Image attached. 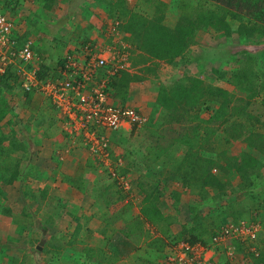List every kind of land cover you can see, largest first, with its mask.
Masks as SVG:
<instances>
[{"label":"trees","instance_id":"obj_1","mask_svg":"<svg viewBox=\"0 0 264 264\" xmlns=\"http://www.w3.org/2000/svg\"><path fill=\"white\" fill-rule=\"evenodd\" d=\"M137 1V9L134 10V7L131 8L126 0H100V3L103 5L101 6L109 17L114 15L118 19V22L106 26L105 29L108 27L107 31H101L100 35L106 40L105 43L107 44L120 46V40H122L129 43L132 48L141 50L152 58L161 60L167 64H172L176 58H182L184 56L185 51L192 45L197 32L200 30L220 25L224 32L228 34L231 27L229 19L238 21L237 32L244 39H251L256 35L264 34V0H200L197 6H191V9L194 8V11L189 9L190 5L181 2L180 17L173 28H169L163 23L164 12L167 6L166 2L161 0ZM16 2L17 0H12V2L0 0V8L5 11L8 9L11 14H14L15 9L12 10L11 7L12 3ZM53 2L54 0H45L44 9H50ZM148 5L149 7L153 6V15L149 14ZM144 8L146 11H143ZM158 12L160 13L159 15L157 14ZM119 34L123 35L122 38L118 37ZM11 37L17 42V46L22 45L27 39L31 38L33 40L32 48L36 55V40L34 41L32 36H29L27 32L23 34L16 28L12 31ZM71 41L72 45L64 50V53L62 52L57 59V64L54 67L55 71L49 73L47 72L49 70L48 66L45 64L40 65L37 70V77L39 79L59 77L58 68L65 67L66 55L74 54L81 49L79 47L81 43L79 39L77 40L71 37ZM257 67L256 57L248 54L247 58L239 60L233 75L228 78L229 83L246 91L249 99L255 96L262 97V104L253 102V107H251L252 103L249 101L243 104L240 98L235 99L233 105L232 94L229 91L218 85L206 84L202 79L197 77H182L170 86L163 85V83L158 85L156 101L151 110L153 118L148 117L147 123L143 126H147V134L150 137H157V141L163 139L166 132L170 133L172 140L167 145H157V141L155 140L153 141V145L148 144L145 156L141 159V162L143 161L144 164L145 159L146 165L155 162L160 168H168L169 174L165 177L173 178L179 176L182 180V186L186 187L192 195L201 194L208 196V185L223 189L224 184H220L217 181L219 176L211 174L212 168L217 167L223 169L225 173L235 171L240 178L239 189L251 194L249 206H260L262 210L260 214H262L264 210V190L262 189V192L259 194L253 191V187L256 185L255 169L258 164V161L253 155H264V68ZM17 71V66L10 64L6 71L0 74V92L3 89H8L10 92L11 88L15 86L21 91L18 93L19 97L24 100H31L34 94H36V91L24 90L21 86ZM222 77L223 74L219 73V76L216 78L221 79ZM118 78L114 80L113 88ZM208 102L210 104H206ZM48 104L52 109L48 106L51 112V118L57 121L56 111L49 100ZM213 105L217 108L209 118L204 119L200 117L202 111L212 110ZM233 109L234 113L240 110L244 111L246 118L250 119V121H247L251 125L248 132L245 130L247 122L245 123V120H238L237 116L239 115L237 114L235 117L232 112ZM190 110L194 112L191 116H188L187 120H195V123L184 128L182 132L176 133V130L170 126L171 123L186 121L185 118L187 116H185V113H188ZM40 116L42 117L43 115L40 114ZM215 123L218 126H214L213 124ZM256 127H259L261 130ZM136 129V126H134L130 131L134 132ZM218 129H221L227 141L242 139L246 142L241 156H229L226 160V166H221L216 160L217 154L215 156L207 155L208 157L203 158L202 156L205 152H201L198 149L193 151L191 149L196 144H200V142H206L208 137L216 133ZM162 130H165V132L162 133ZM200 130L204 131L203 136ZM171 133H176V135ZM63 137L67 140L65 136ZM122 141L120 140L119 145ZM110 144L111 149L108 156L111 159L116 161L120 158L125 163V159L127 158L129 159L128 162L131 161V163L137 166L138 162L130 156L131 153L136 151L131 150L130 154L118 152V143L112 137L110 138L108 149L110 148ZM177 151L182 154L174 153ZM256 161V165L252 164ZM126 166L119 167L121 174H126L129 171L130 167ZM162 174L163 172L160 173V175ZM157 184H153L150 191L147 190L150 188L139 184L141 191L145 194L144 202H149L147 205L144 204L141 207L140 213L144 215L149 223H165L169 225L172 224L173 219L170 214H164V207L158 198ZM115 186L117 188V185ZM223 193L219 194L218 197H223ZM173 196L174 202H178L179 194L176 193ZM3 213H9V211L4 210ZM189 213L191 214L192 225H183L179 233L175 235L167 234L168 236L166 238L169 237L168 240L159 236L151 238V234L148 231L144 232L138 225L134 228H129L128 231L123 228L121 230L122 235L118 233V236L121 235L123 237L120 236V238H117L115 236L110 244V251L113 254L111 257L119 259L120 256L127 255L130 252L128 248L131 244L129 242H133L131 249L137 250V237L143 235L145 237L144 240H147V247L149 246L155 249L158 253H161L166 245L177 244L186 238V241L192 245L201 243L207 246V238L215 234L216 230L225 221V218L227 216H238L240 211L233 210L230 204L224 210L219 211L218 208H214L206 214H201L197 206H190ZM20 226L24 227V224H20ZM129 238L134 240L131 241ZM7 247V243L1 244L0 242V264L1 259L6 255L5 250ZM44 249L45 246H42L40 251L44 252ZM101 253L102 262L111 260L110 257L104 254V251H101ZM145 253L148 256V262H151L153 253L148 251ZM258 259L264 263V253H261ZM13 260L14 262L18 260V264H24L25 262L24 258L19 260V258L13 257Z\"/></svg>","mask_w":264,"mask_h":264},{"label":"crops","instance_id":"obj_2","mask_svg":"<svg viewBox=\"0 0 264 264\" xmlns=\"http://www.w3.org/2000/svg\"><path fill=\"white\" fill-rule=\"evenodd\" d=\"M101 5L100 0L71 1V7H78L77 11L87 15V21L93 23L96 28L109 21L108 14ZM62 22L63 18L56 20V24ZM63 38L67 43L69 39ZM71 45L67 43V48ZM166 67L163 61L130 46L126 69L114 86L112 99L123 106L136 107L147 118L150 117L157 97V87L163 83L162 74ZM13 98L8 89L0 92V242L7 243L8 246L1 264H18L19 261L14 262L13 257L19 258V255L25 259L24 264H106V261L102 262L101 251L108 257L112 256L110 244L115 236L120 238L121 235L118 236V233H121L122 223L125 228V225L133 220L132 215L139 216L140 212L136 208L132 211L123 210L121 202L124 196L109 180L102 165L78 147H72L69 151L68 142L62 136L58 122L51 119L54 122L47 124L48 114L40 124L39 119L35 120V123L28 122L26 131H23L17 122L15 124V116L12 111L7 110L8 105L16 103ZM42 106L46 107L45 104ZM44 111L46 113V108ZM37 117L38 113L35 111H28L26 114V118L29 119ZM16 121L23 122L21 118H17ZM137 136L136 131L131 132L128 128L111 134L112 139L118 143V152L121 149L120 140H123L121 143L125 146H130V150L137 152L135 145ZM245 146L244 144L243 150ZM140 163L143 165V161ZM154 164L157 165L155 162ZM220 165L226 166V161ZM134 167L131 163L127 177L132 176ZM216 168L213 169L216 171ZM229 172L231 171L225 173L220 169L217 181L224 184L223 177L229 175ZM239 183L240 180L239 182L237 180V185L231 189L235 190L232 195L235 198L241 191ZM225 187L226 183L223 189L209 185L207 192L211 196L217 193L213 191L214 189L225 190ZM9 188L12 189V193ZM259 191L262 192L260 188ZM223 196H226V192ZM243 209H246L245 212L238 213V218H225L221 226L230 221L246 218L247 220L243 221L253 223L256 229L255 238L227 239L215 246L211 243V237H208L207 243L210 246L207 247L206 256L210 257L214 264H230L226 254L228 246L234 248L235 257L232 264H249L247 260L237 259L242 243L253 251L248 252L254 258L252 264H264L258 259L261 253H264V210L260 214L262 211L260 206L254 205H248ZM4 210L9 213H3ZM243 214L245 215L242 217ZM20 224H24V227ZM144 224H146L144 230L149 232L150 223L147 219ZM161 224L157 223L152 227L158 226L159 229ZM149 233L151 238L158 237L153 235L152 231ZM43 234H46L44 238ZM37 235L40 236L39 239ZM42 239L45 251L39 255L44 256L43 262L38 261L34 253L37 251L38 240ZM129 240L133 241L132 238ZM129 244L131 245L128 254L133 251L131 249L133 242ZM143 249L153 253L151 262L146 264H163L166 259L165 253H171L165 246L161 252L164 258L162 262L159 258L160 253L155 249L147 245L145 248L143 246ZM254 250L258 254H255ZM143 255L146 256L147 253L144 252ZM124 262L137 264L126 255L120 256L112 264H125Z\"/></svg>","mask_w":264,"mask_h":264},{"label":"rangeland","instance_id":"obj_3","mask_svg":"<svg viewBox=\"0 0 264 264\" xmlns=\"http://www.w3.org/2000/svg\"><path fill=\"white\" fill-rule=\"evenodd\" d=\"M8 1L12 2V0H8ZM71 1L72 0H55V2H53L51 5V7L53 6L51 10L44 9L43 6L45 0H17V2L14 3V8L13 5L11 7L12 10L16 8L13 15L15 16L16 23L18 24V28L20 32L23 34H26L27 32L29 36H32L34 41L36 40L37 52H36V59H34V65L35 67H37V70L39 69L41 64H45L49 68L47 72L51 73V71H55L54 67L57 64L56 63L57 59L60 57L61 53L67 49V43L72 44L71 37L77 40L80 38L83 39L85 38V40H90L91 36H93V37H97L98 39L101 38L102 39L101 42H103L105 39L102 38V36L100 35L101 31H107L108 27L105 29L106 26L118 22L116 16L111 15V17H109L108 15L109 21L96 28L93 23L87 21L88 20L87 15L80 14V12L77 11L78 7L76 6L71 7ZM126 1L128 2V5L131 8L134 7V10L137 9L136 6V2L138 3L137 0H126ZM161 1L167 3L164 12L163 23L167 27L173 28L178 22V19L180 17V7L182 4L181 2L190 5L189 9L194 11V8L191 9V6H197L200 0H161ZM54 4H55V8H54ZM147 8L149 14L153 15L154 12L153 6L149 7L148 5ZM143 11H146L145 8L143 9ZM157 14L159 15L160 13L158 12ZM61 18H63V22L60 24H56V20ZM229 24L231 27L228 34L224 32V30L220 25H215L211 28H205L203 30L198 31L193 40L192 45L188 47L182 58L179 57L176 58L175 62L172 64H167L163 62L164 65L167 66L166 71H164V74H162L163 85L170 86L175 81L180 80L182 77H189V78L197 77L202 79L206 84L218 85L229 91L230 94H232L231 96L233 100V105L235 99L237 98L238 99L240 98L243 104H245L246 101H249L250 103H252L251 107H253V102L261 105L263 101L261 96H255L254 98L249 99L247 97L248 93L229 83L228 78L233 75L236 67L238 66L239 60L247 58L248 54H252L256 57V61L258 65L257 68L259 67L264 68V34L259 36L256 35L251 39H244L240 37L237 32V27L239 24L238 21L234 19H229ZM122 36H123L122 34L118 35L119 38H122ZM63 37L69 39L67 43L65 42ZM219 73L223 74V77L221 79L216 78L219 76ZM19 92L21 91L15 86L11 88L10 93L12 94V97H14L13 99L15 100L16 103L13 105H8L7 110L10 112L12 111L13 116H15L14 119L15 124L17 122L18 126H20L23 131H26V128L28 127L27 126L28 122L33 123L34 121L35 123V120L39 119L38 123L39 124L42 123V120L46 116V114H48L46 120L48 122L47 124L53 123L55 121V120L53 122L51 121L52 119L50 112L51 106L48 104V100L42 98V95L40 93L35 92L36 94L31 100L23 99V102L21 103L22 98L19 97L18 94ZM43 100H45L46 102H44ZM44 104L46 105V107L42 106ZM206 104H210V103L208 102ZM39 106H41V108H39ZM48 106L50 107V109ZM213 106L214 107L212 110L210 109V110L202 111L200 113V117L204 119L209 118L210 115L217 108L215 105ZM42 108L44 110L46 108V113ZM32 109H34V111L38 113V117L36 119L26 118L27 112L28 111L32 112ZM193 112L194 111L190 110L188 111V113H185V116H187L185 118L187 122L183 120V122L171 123L170 126H172L176 130V133L182 132L184 128H187L195 123V120L194 121L187 120L188 116H191ZM232 112L235 115V117L237 114L239 115L237 116L238 120L241 121L245 120V123L247 121H250V119L246 118V113H244V111L240 110L234 113V109H233ZM40 114H42L44 117L43 116L41 117ZM150 117L153 118L152 113H150ZM17 118L18 119L21 118L23 122L19 123L18 121H16ZM263 118H264V114H263ZM24 119H26L27 121ZM213 125L218 126L217 123ZM146 127L143 126L135 130L138 133V136L136 137V141H135L137 152L130 154L131 151L130 146H125L123 143L119 145L122 149V150L120 149V152L127 154L129 153L131 158H134V160L138 162L137 166L135 167L134 164L132 163L134 167V172L132 176L127 177V173L124 174L129 182V187L126 190L120 188V186L116 183V180L114 182V179L108 176L109 180L114 185H117V189L121 190L124 196V198H122L123 201L121 202L123 203V210L125 209L127 211L129 210L132 211V209L136 208L138 209L139 212H141V207L144 206V204L147 205L149 202H144L143 199L145 197V194L141 191L139 184L146 186V188H150L147 189L148 191H150L153 184L158 183L157 184L158 198L160 199V202L164 207L163 208V211L165 212L164 214L165 215L170 214L172 216L173 222L172 224H169L171 225V227H167L169 225L162 223L159 229L158 226H156L157 228L156 229L155 227H152V225L155 226V224L150 223L148 228L150 231H152L153 235H158L159 237L164 238L165 240L169 239V237L166 238L168 236L167 234L175 235L179 233L183 225H187V226L192 225L191 214L189 213L190 206H197L201 214H206L208 212H211V210H213L214 208H218L219 211L224 210L226 206L230 204L232 206V209L239 210L240 214L245 212L246 209L243 208L248 206L249 202H251L250 201L251 194L249 192H245V190H241L240 193L237 194L238 195L237 198L232 196L234 194L233 193L234 191H231V189L234 187V185H237L236 181L238 180L239 182L240 180L238 174L234 171L229 172V175L223 177L224 182L226 183L225 190L214 189L213 191H217V193L215 192L213 193V195L210 196L209 192H207L208 196H203L201 194L192 195L191 193H189L188 189L182 186V180L179 176H175L173 178H166L165 176L169 174L168 168H160L152 162L150 163V165L147 166L145 164V159H144V164L142 165L140 162L141 159L145 156L148 144L153 145V141L158 140L157 137H153V136L150 137L147 134L148 132ZM250 128L251 125L249 122H247L245 126L246 132H248ZM257 129H259V127ZM164 132L165 130H162V133ZM176 133H171V134L176 135ZM200 133L203 136L204 131L200 130ZM171 140L172 137L170 136V133L166 132L165 137L157 141V145H167L171 142ZM244 144H246V142L243 141L242 139H238L234 141L232 140L226 141V138H224L221 129H218L216 133L208 137V140H206V142L204 143L200 142V144H196V146L192 147L191 149H193V151L198 149L201 150V152L202 151L205 152V154L202 156L203 158L211 155L215 156V154H217L216 160L221 164L224 163L229 156H236V155L240 156L242 154ZM77 147L82 149L83 151H86L80 146ZM71 149L72 147H69V151H71ZM174 153L182 154L178 151ZM253 156L258 161V164H260L258 167L257 161L252 163L254 165L257 164L256 169L254 168L256 170V175H255L256 185L255 187H253V191L259 194L260 193L259 188L260 190L262 189L264 190V184H262V182L264 181L263 178L264 155L255 154ZM128 160L129 159L126 158L125 163L123 162V164L127 165L126 167H131V161L128 162ZM212 169H211V174L220 177L219 175L220 169L216 168V171L215 169L213 170ZM159 172L160 173L163 172V174L160 175ZM131 182L134 184H131ZM9 191L10 193H12L11 188H9ZM223 191L226 192V196L218 197V195L221 194ZM176 193L179 194L178 202H174L173 195ZM139 214H140L139 216L135 214L132 215L133 220L131 222H128L125 225V228H124V224L121 222L123 228L128 231L129 228L131 229V227L134 228L138 225V227L145 232L144 229L146 224L144 223L146 222L145 221L146 219L144 215H142L141 213ZM245 214L241 216L243 217ZM238 217L239 216H235V217L227 216L226 219L227 218L236 219ZM242 219L247 220L246 218H242ZM122 229L120 228V231ZM45 236L46 234H43L42 238H44ZM39 237L40 236L37 235L38 239ZM137 238L138 241H136V243H137V247L138 246L139 247L137 248L136 251L133 250L130 254H127L126 256L127 258H129V260H133L134 263L137 262V264H143V263L146 264L148 263V257L147 255L146 256L143 255L144 252H146V250L143 249V246L145 248V245H147L145 244V242H147V240L146 241L144 240L145 238L144 235L141 237L138 236ZM186 239H182L177 244L168 245V246L166 245V247L168 248V252L169 251L172 252L176 246H178L182 242H185ZM255 250L254 253L258 254V252ZM251 251L252 250H250L242 243L241 250H239L238 253L236 252L238 257L237 259L240 260L241 258L242 260H247L249 264L254 263L253 261L254 258L251 257V255H249L248 253ZM24 252L26 254V250ZM40 252H41L40 250H37L34 253L36 254L37 260L43 262L44 256L42 254L39 255ZM165 256L167 257L169 256V254L165 253ZM19 258H23V257L19 255ZM110 258L111 260L109 259V261H106V264H112L114 260L116 261L117 259L116 257H115L116 259H114L111 256ZM159 258L162 259L163 262L164 258L162 257L161 253ZM160 259L157 260V262L160 261ZM36 263L39 262L36 261ZM124 263L126 264V262Z\"/></svg>","mask_w":264,"mask_h":264},{"label":"built area","instance_id":"obj_4","mask_svg":"<svg viewBox=\"0 0 264 264\" xmlns=\"http://www.w3.org/2000/svg\"><path fill=\"white\" fill-rule=\"evenodd\" d=\"M15 21L8 9L0 8V74L10 64L17 66L24 90L42 94L53 105L68 146L85 149L107 175L126 190L129 182L119 172L123 161L120 158L112 160L108 156L111 144L109 149L108 146L112 132L122 128L132 130L134 126L139 129L147 122L146 115L136 107L123 106L112 99L113 82L126 69L130 44L120 40V46H114L92 37L79 44L78 52L66 55L65 67L58 68L59 77L41 80L34 65L33 40L29 38L17 46L11 37L17 28ZM255 236L253 224L237 220L221 226L211 242L216 246L227 239L252 240ZM226 249L232 264L234 248L228 246ZM207 251L201 243L182 242L166 257L165 264H214L206 256Z\"/></svg>","mask_w":264,"mask_h":264},{"label":"clouds","instance_id":"obj_5","mask_svg":"<svg viewBox=\"0 0 264 264\" xmlns=\"http://www.w3.org/2000/svg\"><path fill=\"white\" fill-rule=\"evenodd\" d=\"M12 5H14V3H12ZM16 9V8H15ZM112 25V24H111ZM92 38V37H91ZM93 38H95V39H98L97 37H93ZM103 38V37H102ZM94 39V40H95ZM100 40H102L101 38H99ZM81 42H85V41H88V40H85V39H79ZM104 41H106V40H104ZM103 41V42H104ZM221 227V226H220ZM219 230V229H218ZM217 231V230H216ZM211 238H212V236H211ZM185 242H187V241H185ZM189 243V242H188ZM212 243V242H211ZM191 244V243H190ZM196 244V243H195ZM208 244V243H207ZM38 245V244H37ZM36 245V246H37ZM205 247H209L210 245L208 244L207 246L206 245H204ZM37 249V248H36ZM38 250V249H37ZM163 264H165V262L163 263Z\"/></svg>","mask_w":264,"mask_h":264},{"label":"water","instance_id":"obj_6","mask_svg":"<svg viewBox=\"0 0 264 264\" xmlns=\"http://www.w3.org/2000/svg\"><path fill=\"white\" fill-rule=\"evenodd\" d=\"M43 244H44V240L42 239V240L39 241V243H38V245L36 246V248H37L38 250H41Z\"/></svg>","mask_w":264,"mask_h":264}]
</instances>
